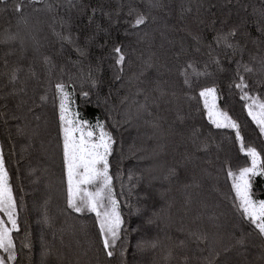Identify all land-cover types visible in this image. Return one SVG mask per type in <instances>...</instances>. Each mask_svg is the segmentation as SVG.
<instances>
[{
    "label": "trees",
    "instance_id": "16d2710c",
    "mask_svg": "<svg viewBox=\"0 0 264 264\" xmlns=\"http://www.w3.org/2000/svg\"><path fill=\"white\" fill-rule=\"evenodd\" d=\"M18 2L0 0V153L19 228L9 264H264V237L241 216L227 177L229 164L248 158L234 129L211 124L199 96L215 87L218 107L264 157L251 101L234 86L238 63L247 65L254 72L239 73L249 95L264 101V0H24L17 13ZM130 7L147 16L144 25L130 26ZM233 29L235 48L216 42ZM9 34L17 39L6 41ZM189 64L190 85L181 74ZM61 82L75 90L73 111L113 137L109 175L124 223L112 257L94 214L67 207ZM252 191L264 199V177L252 178Z\"/></svg>",
    "mask_w": 264,
    "mask_h": 264
},
{
    "label": "snow or ice",
    "instance_id": "6c2138e0",
    "mask_svg": "<svg viewBox=\"0 0 264 264\" xmlns=\"http://www.w3.org/2000/svg\"><path fill=\"white\" fill-rule=\"evenodd\" d=\"M40 2L42 0H29V3L33 4ZM69 3H71V0H69ZM24 6V0H19L14 11L19 13ZM152 6L158 7L160 5L157 3L152 4ZM34 10L39 11V9ZM47 10L52 11L51 4L47 5ZM127 15L134 17L130 24L132 28H138L147 21V16L135 8L130 7ZM21 21L25 24L28 23L27 17L22 16ZM235 34L236 31L233 29L227 34L218 33L215 39L218 44L223 42L225 47L233 49L235 46L230 43V38ZM56 35L61 41L73 43L71 35L65 36L61 33H56ZM5 39L6 41L15 40L17 36L9 34ZM21 44H23V40H21ZM77 50L80 51L81 55H84L83 51ZM112 51L116 56L115 63L122 65L125 61L122 46H114ZM48 62V58H45V63ZM148 67H151V64H148ZM241 67L246 73L254 72L253 68L238 63L237 78L239 82L235 83L234 86L241 90V99L251 101L247 104L248 115L259 126L261 134H264V101L249 95L250 85L245 77L240 75L239 68ZM189 68H194V66L187 65L181 74L185 76V84L190 85L188 79ZM261 71L264 72V61H261ZM16 80L17 75L14 70L10 74V82ZM93 86H95V81H93ZM66 87L62 82L55 85L59 94V121L63 135V163L67 176V207L77 213H95L103 249L108 257H112L117 241L121 239L124 223L119 210V203L113 194L112 177L109 175L108 157L112 153L113 137L111 133L105 131L104 125L99 120L92 124L87 119L81 118L79 112L71 110V104L74 103L71 98L75 90L69 92ZM216 92L215 87H206L199 92V96L203 98L207 117L211 124L218 129H234L235 138L239 142V151L248 158V162L244 166L237 165L235 169L230 164L228 166L227 177L231 178V188L235 193L234 200L238 201L235 206L240 211L241 216L246 217L248 222L254 225L258 235L264 237V199H254L252 191V178L256 176L264 177V157L255 147L246 145L244 137L240 133V125L229 116L228 112L218 107ZM82 95L87 97L88 93L84 92ZM46 99L47 97H41L42 101ZM16 208L17 204L12 185L9 182V173L5 167L3 154L0 153V214H3L0 216V251L6 254L0 256V264H9V262L17 259L16 243L13 237V232L19 231ZM45 222H47V218ZM192 235L197 240L207 239V235L203 233H192ZM25 240H27V234ZM237 243L243 245L244 241L240 239ZM21 247L31 248V244L30 242L22 243ZM122 255L123 252H121ZM208 264H213L212 260H209Z\"/></svg>",
    "mask_w": 264,
    "mask_h": 264
},
{
    "label": "rangeland",
    "instance_id": "374dc122",
    "mask_svg": "<svg viewBox=\"0 0 264 264\" xmlns=\"http://www.w3.org/2000/svg\"><path fill=\"white\" fill-rule=\"evenodd\" d=\"M71 110L73 111V109L71 108ZM97 134H98V130H97ZM105 203H107V201H105ZM94 214V216H95V213H93ZM3 214H0V216H2ZM96 218V217H95ZM5 219H6V217H5ZM6 254L5 253H3L2 251H0V256H5ZM10 263V262H9Z\"/></svg>",
    "mask_w": 264,
    "mask_h": 264
}]
</instances>
